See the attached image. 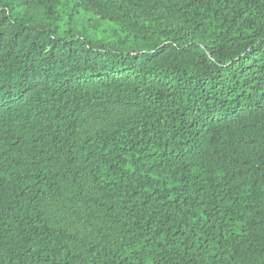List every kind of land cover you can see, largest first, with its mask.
I'll return each instance as SVG.
<instances>
[{
	"label": "trees",
	"instance_id": "1",
	"mask_svg": "<svg viewBox=\"0 0 264 264\" xmlns=\"http://www.w3.org/2000/svg\"><path fill=\"white\" fill-rule=\"evenodd\" d=\"M0 264H264V0H0Z\"/></svg>",
	"mask_w": 264,
	"mask_h": 264
}]
</instances>
